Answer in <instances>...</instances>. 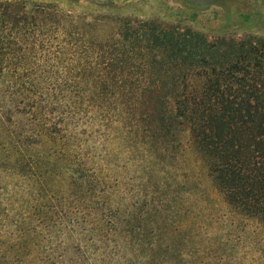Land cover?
I'll use <instances>...</instances> for the list:
<instances>
[{
  "label": "trees",
  "instance_id": "trees-1",
  "mask_svg": "<svg viewBox=\"0 0 264 264\" xmlns=\"http://www.w3.org/2000/svg\"><path fill=\"white\" fill-rule=\"evenodd\" d=\"M184 128L229 213L264 229V40L0 1V264H231Z\"/></svg>",
  "mask_w": 264,
  "mask_h": 264
},
{
  "label": "rangeland",
  "instance_id": "rangeland-1",
  "mask_svg": "<svg viewBox=\"0 0 264 264\" xmlns=\"http://www.w3.org/2000/svg\"><path fill=\"white\" fill-rule=\"evenodd\" d=\"M10 1L54 3L74 14L89 16L105 14L154 20L164 25L198 32L210 41L222 37L264 40V0H109L104 8L91 5L86 0ZM180 140L183 160L181 172L189 175L192 185L200 193L193 199L196 213L200 215L205 212L209 217L221 218L208 227L210 235L221 241L218 247L228 251L231 264H264V229L256 223L243 224L241 218L229 213L223 197L215 189L207 168L196 153L187 129L184 128ZM224 213L228 214L226 219H222ZM233 219L234 227L229 225ZM223 223L232 231L228 236L230 242L225 247L222 244L226 240Z\"/></svg>",
  "mask_w": 264,
  "mask_h": 264
}]
</instances>
